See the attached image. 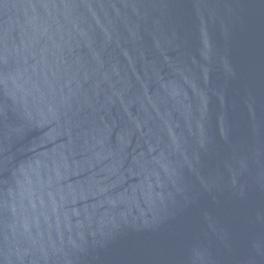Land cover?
<instances>
[{
    "label": "water",
    "instance_id": "95a60500",
    "mask_svg": "<svg viewBox=\"0 0 264 264\" xmlns=\"http://www.w3.org/2000/svg\"><path fill=\"white\" fill-rule=\"evenodd\" d=\"M0 264H264V0H0Z\"/></svg>",
    "mask_w": 264,
    "mask_h": 264
}]
</instances>
